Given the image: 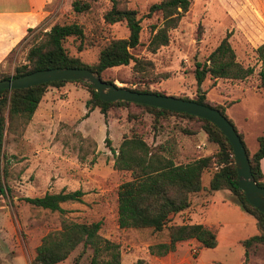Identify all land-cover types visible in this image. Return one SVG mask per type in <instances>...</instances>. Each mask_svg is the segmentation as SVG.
Here are the masks:
<instances>
[{
	"label": "rangeland",
	"instance_id": "1",
	"mask_svg": "<svg viewBox=\"0 0 264 264\" xmlns=\"http://www.w3.org/2000/svg\"><path fill=\"white\" fill-rule=\"evenodd\" d=\"M126 1L141 18L140 43L131 52L151 63L148 65L151 75L140 77L133 73V62L130 61L127 65L103 70L102 78L126 88H148L168 95L195 98V62L203 61L229 33L236 59L244 66L253 67L254 72L243 80L207 76L200 88L206 91V98L213 104L224 99L229 102L223 95L234 100L224 106V112L243 135L249 153L255 152L257 137L264 132V92L256 87L260 62L254 43L232 21L220 1L191 0L189 11L178 26L169 31L168 43L155 52L148 51L146 45L151 26L160 24L162 18L159 12L150 16L146 13L150 4L159 0ZM230 1L250 4L248 0ZM71 2L53 0L47 19L28 30L9 56L14 65L2 68L0 72L11 74L15 65L24 62L32 35L48 29L55 22H75L82 26L83 38L67 37L63 45L69 55L88 64L97 62L99 51L110 39L128 36L125 22L109 24L104 21L103 14L110 6L108 0L92 1L90 8L80 13L73 11ZM261 2L264 6L263 0ZM88 97L89 93L81 83L67 82L58 88H47L31 126L28 124L22 129L15 122L9 126L5 115L1 160L5 192L0 195V264H30L42 236L59 229L63 218L77 222L100 220V234L119 244L121 264H133L139 258L153 264H241L244 250L238 240L257 233V227L252 216L228 200L230 193L227 190L215 192L204 208L203 220L216 228L220 236L213 248H200L195 240H190L178 248L176 256L174 253L154 256L149 253L148 246L166 241V229L153 231L152 228L118 226L116 191L130 174L113 167L114 153L109 147L117 150L123 137L131 135L132 129L151 145H166L176 163L211 155L216 152L217 145L209 142L202 130L195 134L183 133L181 127L190 126L192 122L178 116L166 115L160 119L156 131L152 128V116L134 107L130 111L138 114L135 120L127 118V109L122 106L110 110L106 117L98 108L85 116ZM106 137L110 145L106 144ZM213 170L209 168L202 173L201 184L205 190H208ZM76 189L83 191L81 200L63 203V214L25 200V197L41 196L45 192ZM188 210L177 214L173 223L189 222ZM80 250L81 245L70 254L67 262H71ZM89 257L90 250H87L81 263L88 262ZM245 264H264V244H255L248 249Z\"/></svg>",
	"mask_w": 264,
	"mask_h": 264
},
{
	"label": "trees",
	"instance_id": "2",
	"mask_svg": "<svg viewBox=\"0 0 264 264\" xmlns=\"http://www.w3.org/2000/svg\"><path fill=\"white\" fill-rule=\"evenodd\" d=\"M92 1L96 0H72L71 7L75 12H85L90 8ZM108 1L110 6L103 14L104 21L109 24L125 22L129 33L127 37L110 39L99 51L96 63L88 64L79 57L69 55L63 45L65 39L70 36L82 39L84 36L82 26L75 22H55L48 29L37 31L32 35L24 62L15 65L11 74L0 72V80L22 76L38 69L63 66L85 67L96 71L102 78L103 70L127 65L130 61L133 62V73H138L140 77L150 76L148 65L151 63L135 57L131 52L140 43L141 18L138 17L135 9L127 6L126 0ZM219 1L232 21L254 43V51L260 62L256 87L257 90L264 92V6L261 0H248L250 4L233 3L230 0ZM190 5L191 0H159L150 4L146 16L159 12L162 21L160 24L151 26V35L146 45L148 51L155 52L168 43L169 31L178 26ZM253 72V67L244 66L236 59L234 49L229 42V33H226L203 61L195 62L193 75L197 85L196 97H178L214 107L232 123L224 112L225 105L213 104L209 101L206 98V91L201 90L200 85L207 76L211 79L243 80ZM106 81L114 83L110 80ZM67 82H79L87 89L89 97L85 101V116L98 108L100 113L106 117L110 110L122 106L127 109V118L135 120L138 114L130 111V108L134 107L152 116V128L155 131L160 119L166 115L178 116L192 122L190 126L181 127L183 133L195 134L202 130L208 141L217 145L216 152L211 155L200 156L187 163H176L169 155L166 145L163 143L151 145L143 139L140 133L132 129L131 135L123 137L117 150L109 147L114 153L113 167L117 170L128 171L130 174V178L121 182L116 191L118 226L134 229L152 228L153 231L167 230L166 241L149 244L148 251L151 255L164 256L173 251L177 243L190 239L195 240L200 248H213L217 245L215 228L202 223L185 221L173 223L177 214L189 209L190 196L203 188L201 176L209 168H214V170L209 180L208 191L227 190L231 200L243 212L255 219L257 233L239 242L244 250V260L241 264H245L248 249L251 246L264 244V213L251 205L246 200L243 191L238 188L231 145L215 124L191 114L150 105L121 100L106 102L99 98L91 85L80 80H54L26 88L0 91V195L5 192L1 173L5 115H7L9 126L15 122L20 125V128L25 129L47 88L50 86L58 88ZM127 88L139 92L165 94L148 88ZM234 128L245 146L255 182L264 187L260 168V159L264 156V132L257 137L256 151L250 154L243 135L235 126ZM104 140L107 145H110L108 137ZM82 195L83 191L80 189L61 190L55 193L45 192L41 196L25 197V200L34 206L63 214L65 209L60 204L67 201H80ZM100 228V220L77 222L63 218L59 229L48 231L42 236L35 247L30 264H121L119 244L102 236L99 232ZM79 245H81V250L74 255L71 262H67L70 254ZM87 250H90L89 260L81 263ZM134 264L149 263L144 259H137Z\"/></svg>",
	"mask_w": 264,
	"mask_h": 264
},
{
	"label": "water",
	"instance_id": "3",
	"mask_svg": "<svg viewBox=\"0 0 264 264\" xmlns=\"http://www.w3.org/2000/svg\"><path fill=\"white\" fill-rule=\"evenodd\" d=\"M54 80H80L91 85L101 100L127 101L175 112H184L207 119L222 131L231 145L237 171V185L246 200L264 213V187L259 186L251 172L249 157L233 124L218 109L191 99L175 95L139 92L103 80L100 75L85 67H52L38 69L22 76L0 80V91L34 86Z\"/></svg>",
	"mask_w": 264,
	"mask_h": 264
},
{
	"label": "crops",
	"instance_id": "4",
	"mask_svg": "<svg viewBox=\"0 0 264 264\" xmlns=\"http://www.w3.org/2000/svg\"><path fill=\"white\" fill-rule=\"evenodd\" d=\"M52 1L53 0H0V71L2 68H9L10 66L14 65V62H10L9 56L20 45L21 41L27 35L29 28H35L47 19L48 15L51 12L49 5ZM223 96H225V98H228L227 100H229V102H225L224 100L226 99H224L220 104L228 105L234 102L231 97L227 95ZM35 114L36 110L30 120L29 126L32 125ZM260 168L263 175L261 180L264 182V156L260 159ZM202 187L203 188L201 189V191H198L190 196L191 205L190 209L188 210L190 216L189 222L202 223L209 226L207 222L203 220L204 208L207 206V204H209V197H212L215 192L221 190L209 192L208 190H205L203 185ZM228 200H231V196H228ZM63 203L65 202H62L60 204L62 208ZM209 227L213 228V226ZM216 231L218 233L217 229ZM190 240L177 243L175 249L169 253H174V256H176L178 248L188 244L187 242H189ZM217 240H220V236L218 234ZM240 240L242 239H239L238 242H240ZM179 260L181 261V258H179ZM180 261H178V263ZM148 263L153 264L150 262Z\"/></svg>",
	"mask_w": 264,
	"mask_h": 264
}]
</instances>
